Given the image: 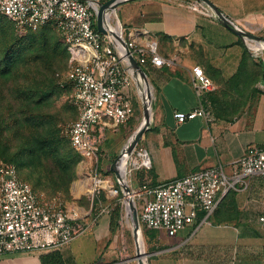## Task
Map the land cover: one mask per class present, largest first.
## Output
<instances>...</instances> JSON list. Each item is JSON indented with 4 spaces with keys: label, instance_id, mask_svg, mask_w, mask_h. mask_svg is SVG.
Instances as JSON below:
<instances>
[{
    "label": "crops",
    "instance_id": "1",
    "mask_svg": "<svg viewBox=\"0 0 264 264\" xmlns=\"http://www.w3.org/2000/svg\"><path fill=\"white\" fill-rule=\"evenodd\" d=\"M212 1L244 29L264 25V0ZM119 11L123 12V21ZM115 14L127 39L143 46L157 42L161 55L176 60L172 66L144 67L149 80L143 81V91L148 90L151 97L153 116L142 137V150L151 165L134 168L129 181L132 188L156 186L220 163L231 173L234 162L249 148H264V80L253 87L246 98V108L238 115L216 114L210 122L195 118L183 123L174 117L175 112L193 110L203 101L193 85L195 66H201L219 84L222 76L231 79L238 73L247 57L242 37L216 17L190 8L186 0H132L112 13L110 23ZM113 29L119 32L120 22L113 24ZM230 33L235 37L227 40ZM252 45L256 49L263 47L258 42ZM232 64L235 67L229 73ZM117 158L118 155L109 161L111 171ZM132 160L140 162V157ZM104 174L121 189L113 171ZM222 200L211 221L200 228L187 226L173 237L152 235L153 242L162 247L150 264H264V177L253 176ZM110 222L111 214H105L93 227L97 236L108 232L105 243L90 258L84 247L74 246L73 250L72 245H67L58 250L0 255V264H43L42 256L56 251L67 264H94L104 256L106 243L115 238Z\"/></svg>",
    "mask_w": 264,
    "mask_h": 264
},
{
    "label": "built area",
    "instance_id": "2",
    "mask_svg": "<svg viewBox=\"0 0 264 264\" xmlns=\"http://www.w3.org/2000/svg\"><path fill=\"white\" fill-rule=\"evenodd\" d=\"M186 1L190 8L215 17L205 3ZM101 3L102 0H0V13L12 20L21 33L52 25L70 46L64 81L72 89L78 117L67 126L66 135L82 160L91 163V209L73 213L65 210L60 200L42 202L31 183L20 176L15 163L0 165V255L58 250L69 245L93 228L102 215L110 213L103 205V195L120 196L119 228L124 226L127 206L123 191L114 187L100 163L106 131L128 122L134 114L135 96H141L130 56L143 68L149 64L172 66L176 60L161 55L157 42L143 46L127 39L121 23L119 34L99 31L97 14ZM114 12L110 11L108 17ZM106 26L109 29L110 25ZM193 74V85L201 98L217 89L201 66H195ZM174 117L178 123L195 118L207 122L215 119L203 101L193 110L175 112ZM136 153L135 147L122 166L128 181L135 167L151 165L142 149L138 151L140 162L135 163L132 159ZM253 176L264 177L263 147L249 148L234 162L231 173L220 163L156 186L132 188L141 228L162 230L169 236L187 226L198 229L210 220L228 193L239 185L245 186ZM95 208L101 210L94 214ZM126 214L129 216L128 209ZM201 214L204 215L200 217Z\"/></svg>",
    "mask_w": 264,
    "mask_h": 264
},
{
    "label": "rangeland",
    "instance_id": "3",
    "mask_svg": "<svg viewBox=\"0 0 264 264\" xmlns=\"http://www.w3.org/2000/svg\"><path fill=\"white\" fill-rule=\"evenodd\" d=\"M119 18L123 21L122 11H119ZM119 18H114L113 24L118 20L122 25ZM259 26H254L252 30H245L252 31L264 38V25H261V28ZM13 27L15 34L24 38L25 41L29 38L40 40L42 38V30L44 29L42 28L33 33H21L16 29L14 24ZM47 28L48 40L52 47L56 44L62 47L68 45L57 29L53 26H48ZM234 37L235 35L230 33L226 39L231 40ZM244 43L254 58L250 64L249 74L236 81L222 76L221 84L214 81L218 86L217 90L204 93L203 95V104L209 107L214 115L218 114V112L230 116L240 114L246 108V98L253 90V87L260 83V76L256 75L255 72H260L259 64L264 62V48L256 50L255 45H252L254 41L250 39L244 40ZM197 52L201 53V50ZM51 56L53 57L52 59ZM3 57V45L0 44V59ZM4 66L5 62L0 61L1 72L4 70ZM234 67L232 64L228 70L229 73ZM67 69L68 55L59 51L56 54L51 52L49 56L33 53L29 59H25L24 62L21 61L18 68L15 67L7 74H0V165L4 162L15 163L20 176L31 183L42 202L56 199L60 200L62 207L70 213H73L75 210H85L88 212L91 209V163H86L82 160L80 155L72 148L66 135L67 126L78 117V112L72 102V89L64 81ZM37 85H45L48 91H51L50 96L47 98L48 104L44 108L46 113L51 115L48 119L52 124L57 125L61 137L69 145L70 149L81 158L76 179L71 183L70 187L65 189L56 186L45 171L44 166L49 159L47 160V156L43 155L45 149L41 146L40 142L36 138H33L31 130L27 129V122L23 120L20 123L17 122V119L22 118L20 110L24 108V103L27 99L26 92L28 93L29 89ZM151 105L153 116V102ZM144 115L145 107L142 96L137 95L134 99V114L128 122L119 124L116 129L113 128L106 131L107 138L100 151V163L105 173H112L109 161L123 152L125 144L129 142L133 134L140 127ZM45 126L44 128H40L43 134H46L45 131L51 125L47 123ZM142 137L136 145V158L140 157L138 151L142 149ZM104 159H107V161ZM119 197V195H103V205L110 210V213H107V215L111 214L113 208L118 205ZM100 210L95 208L93 212L95 214ZM126 210L125 207L124 226H120L115 233V238L106 243L102 253L104 256H100L94 264H125L127 262L138 264L136 260H133L134 256H136L137 244L133 235L132 222L126 214ZM102 222L105 224L107 218L105 217ZM95 230V228H91L68 246L72 245L73 250L76 249L74 246L84 247L89 251L90 255H88V258H90L95 253H98L100 246L107 240L106 232L108 231L104 230L105 233L101 232L97 236L94 233ZM154 234L170 237L162 230H153V233L150 235L144 229L142 230L139 244L142 252L151 254L148 257L149 264L155 252H158L162 247V245L153 242L152 235Z\"/></svg>",
    "mask_w": 264,
    "mask_h": 264
},
{
    "label": "trees",
    "instance_id": "4",
    "mask_svg": "<svg viewBox=\"0 0 264 264\" xmlns=\"http://www.w3.org/2000/svg\"><path fill=\"white\" fill-rule=\"evenodd\" d=\"M13 24L14 23L12 20L1 13L0 44L3 45L4 57L1 58L0 61H4L5 66L2 72L0 70V74H7L15 67L18 68V65L21 63V61L24 62L25 59H29L33 53L49 56L51 52L56 54L61 51V53L68 55L69 62V58L71 56L70 46L67 45L62 47L56 44L54 47H52L48 40L47 27L52 25H46L42 27L44 29L42 30V38L40 40L29 38L27 41H25L24 38H21L19 35L15 34ZM33 32L36 31H30L29 33ZM245 52L247 57H245V60L243 61V66L240 68L238 73L234 75L233 78H231V80L236 81L237 79H242L249 74L250 64L254 58L248 49H246ZM52 58L53 57L51 56V59ZM259 66L260 72L257 71L255 74L260 76V80H264V62H261ZM26 94L27 99L24 103V108H21L20 110L22 118L17 119V122L20 123L22 120L27 122V129L31 130L33 138H36L38 142H40L41 146L45 149L43 155L47 156V160H49L46 162L44 169L48 173L49 177L59 188H68L77 177L78 165L81 158H79L70 149L69 145L61 137L57 125L52 124V122L48 119L51 115L46 113L44 108H46L48 104L47 98L50 96L51 91H48V88H46L45 85H37L29 89L28 93L26 92ZM218 114L226 115L220 112H218ZM47 123L51 126H49L48 130L45 131L46 134H43L41 133L40 128L46 127L45 124ZM228 194L225 197H227ZM223 202L224 200L221 201L220 205ZM121 211L122 207L120 202L111 211L110 230L112 233H116L119 228ZM203 215L204 214H201L200 217ZM145 232H147L149 235L153 233V231L150 230H145ZM42 262L43 264H67L66 260L57 251L44 254L42 256Z\"/></svg>",
    "mask_w": 264,
    "mask_h": 264
},
{
    "label": "water",
    "instance_id": "5",
    "mask_svg": "<svg viewBox=\"0 0 264 264\" xmlns=\"http://www.w3.org/2000/svg\"><path fill=\"white\" fill-rule=\"evenodd\" d=\"M132 0H107L103 3H101V6L99 8L98 14H97V28L99 31L105 33V34H113L115 35L110 27L106 26L108 23V14L112 10H117V8L126 2H129ZM206 5H208L211 10L214 12L215 17L222 22L229 30L237 34L238 36L242 37L244 40L250 39L254 42L262 43L264 48V38L251 32L248 30H245L242 26L237 24L233 19H231L227 14L222 12L217 5L212 0H198ZM122 40V39H121ZM123 41V40H122ZM130 62L134 69L135 76L137 78L138 87L141 91V96L144 102L145 112L147 108L146 100H145V92L143 91V81H145L148 76L145 71V69L139 64V62L133 57L130 56ZM152 104V101H151ZM152 109V105H151ZM152 119L150 116L147 118V120L138 128L137 132L133 134L132 138L129 140L127 145L124 147L123 152L118 156L116 161L114 162L112 166V171L114 172L116 179L121 186V189L124 194V200L128 209V214L130 217V220L132 222V229H133V235L136 240L137 244V252L136 256H134L133 260H136L138 264H149L148 263V257L151 255L146 252H142L141 246L139 244V238L142 235V228L140 225L139 220V210L136 205L135 199L133 197V190L132 186L130 185L125 171L122 169L123 162L125 160V164L127 162L129 154L135 149L138 140L143 136L144 132L150 127Z\"/></svg>",
    "mask_w": 264,
    "mask_h": 264
},
{
    "label": "bare ground",
    "instance_id": "6",
    "mask_svg": "<svg viewBox=\"0 0 264 264\" xmlns=\"http://www.w3.org/2000/svg\"><path fill=\"white\" fill-rule=\"evenodd\" d=\"M116 13V12H115ZM112 15V14H111ZM110 15V16H111ZM109 16V17H110ZM114 18H118L117 17V14L114 16ZM113 18V19H114ZM109 19V18H108ZM113 19H112V21H113ZM111 21V23L109 22V20H108V23H109V25H110V29L114 32V33H116V34H119L120 33V29H119V32H116L114 29H113V22ZM118 20L116 21V23H115V25H117L118 24ZM261 45V44H260ZM259 46V45H258ZM256 48V47H255ZM256 50H258V49H256ZM148 79V78H147ZM150 85V84H149ZM152 85V84H151ZM142 87H143V84H142ZM153 87V86H152ZM145 92V100H146V104H147V108H146V112H145V115H144V117H143V121H142V123H141V125L147 120V118L150 116V118L152 119V109H151V101H150V98L151 97H149V95H148V90H146V91H144ZM151 93V92H150ZM140 125V126H141ZM123 164L125 165V160H124V162H123Z\"/></svg>",
    "mask_w": 264,
    "mask_h": 264
}]
</instances>
